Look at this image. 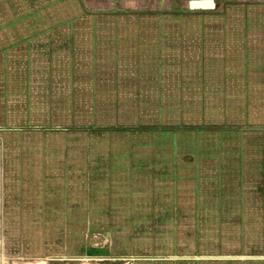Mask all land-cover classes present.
Segmentation results:
<instances>
[{
  "label": "crops",
  "instance_id": "1",
  "mask_svg": "<svg viewBox=\"0 0 264 264\" xmlns=\"http://www.w3.org/2000/svg\"><path fill=\"white\" fill-rule=\"evenodd\" d=\"M213 1L121 20L0 0V118L35 125L5 130L6 248L264 264V0Z\"/></svg>",
  "mask_w": 264,
  "mask_h": 264
},
{
  "label": "rangeland",
  "instance_id": "2",
  "mask_svg": "<svg viewBox=\"0 0 264 264\" xmlns=\"http://www.w3.org/2000/svg\"><path fill=\"white\" fill-rule=\"evenodd\" d=\"M66 1V0H65ZM73 2L72 9L76 13H86L94 17L116 18V19H144V18H160V17H177V16H192L194 12L209 13L210 9H189V1L202 0H68ZM204 1V0H203ZM208 2V1H207ZM212 2H214L212 0ZM208 4V3H207ZM68 8L71 5L67 4ZM1 107V106H0ZM23 106L18 107V109ZM36 108V110H35ZM32 116L40 111V106H32ZM20 112H7L5 110V120L0 118V209L2 206V189L3 178L5 177V130L13 129L18 126H35L33 121H18ZM23 113V112H22ZM25 117L29 118L27 114ZM1 117V111H0ZM37 117H39L37 115ZM16 118L15 120H11ZM7 139V138H6ZM8 140V139H7ZM1 214V211H0ZM33 221L32 219L30 220ZM27 229H36L31 223ZM24 249L6 248L5 243V218L0 216V264H162V262H153L144 251L131 250L130 253L122 255H80L72 257L67 255H52L51 252H56L55 249L49 248V251H43L42 256L39 254L35 246L34 239L37 234L29 232L24 234ZM46 252V253H44ZM50 252V253H48ZM138 252V253H137ZM19 259H6L17 258ZM40 256V257H39ZM22 257V258H20ZM6 260V261H5ZM9 260H11L9 262ZM169 264V263H167ZM172 264V263H170Z\"/></svg>",
  "mask_w": 264,
  "mask_h": 264
},
{
  "label": "bare ground",
  "instance_id": "3",
  "mask_svg": "<svg viewBox=\"0 0 264 264\" xmlns=\"http://www.w3.org/2000/svg\"><path fill=\"white\" fill-rule=\"evenodd\" d=\"M208 3V4H207ZM212 3V2H211ZM192 6L197 9V8H207L210 7L211 4L207 1H196L195 3L192 4Z\"/></svg>",
  "mask_w": 264,
  "mask_h": 264
},
{
  "label": "water",
  "instance_id": "4",
  "mask_svg": "<svg viewBox=\"0 0 264 264\" xmlns=\"http://www.w3.org/2000/svg\"><path fill=\"white\" fill-rule=\"evenodd\" d=\"M202 1H203V0H202ZM204 1H208V2L211 4V6H210V8H203V9H211V8L214 7V2L211 3L212 0H204ZM195 2H196V1H189V5H188L189 9H191V10H196V9L192 6V4L195 3Z\"/></svg>",
  "mask_w": 264,
  "mask_h": 264
}]
</instances>
